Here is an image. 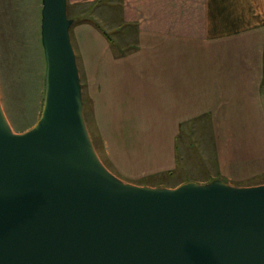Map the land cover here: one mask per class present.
Returning <instances> with one entry per match:
<instances>
[{"label": "water", "instance_id": "95a60500", "mask_svg": "<svg viewBox=\"0 0 264 264\" xmlns=\"http://www.w3.org/2000/svg\"><path fill=\"white\" fill-rule=\"evenodd\" d=\"M67 0H43L44 112L13 131L0 101V264H264V184L124 182L93 147Z\"/></svg>", "mask_w": 264, "mask_h": 264}, {"label": "rangeland", "instance_id": "374dc122", "mask_svg": "<svg viewBox=\"0 0 264 264\" xmlns=\"http://www.w3.org/2000/svg\"><path fill=\"white\" fill-rule=\"evenodd\" d=\"M202 1L159 0L152 12H186L197 19L201 17ZM205 1L208 11L209 0ZM219 1L210 0L211 26L221 11ZM137 3L69 0L67 8L83 115L101 162L124 182L140 186L176 188L216 181L235 187L264 184V69L260 70L258 95L239 94L240 100L213 101L207 109L203 107L193 118L184 120L177 133L158 131L162 128L159 118L148 116L147 105L143 107L145 117L134 118L147 128L146 132L110 131L109 117L103 116L109 114L108 61L137 60L142 46L154 41L141 39ZM126 6L136 19H128ZM224 7L228 13L234 8L241 13L242 9L236 3ZM42 21L43 0H0V101L16 133L36 128L44 112L48 60ZM228 22L236 27L232 20ZM141 23L149 27L154 21ZM242 51H237V57L247 56ZM124 87L119 84V88ZM99 108L103 114H99ZM144 119L146 123H142Z\"/></svg>", "mask_w": 264, "mask_h": 264}, {"label": "crops", "instance_id": "0c3cea01", "mask_svg": "<svg viewBox=\"0 0 264 264\" xmlns=\"http://www.w3.org/2000/svg\"><path fill=\"white\" fill-rule=\"evenodd\" d=\"M228 3L239 4L241 13L236 8L228 13L224 7ZM137 4L141 39L154 41L142 46L137 60L108 61L109 114L103 116L109 117L111 132H146L147 128L134 118L145 117L143 107L147 105L148 116L159 118L162 128L158 131L177 133L184 120L193 118L203 107L207 109L213 101L240 100L239 94L260 93L264 0H220L221 11L213 26L210 0L208 11L206 1H202L201 17L197 19L186 12H152L159 0H138ZM126 16L136 19L127 6ZM147 20L154 24L142 25L141 21ZM238 50L247 52V56L237 57ZM252 69L256 70L254 74H250ZM119 84L125 87L121 89ZM99 114H103L100 108Z\"/></svg>", "mask_w": 264, "mask_h": 264}, {"label": "trees", "instance_id": "16d2710c", "mask_svg": "<svg viewBox=\"0 0 264 264\" xmlns=\"http://www.w3.org/2000/svg\"><path fill=\"white\" fill-rule=\"evenodd\" d=\"M95 22H96V21H95ZM95 22H94V23H95ZM95 25H96L97 27H99V26L97 25V23H95Z\"/></svg>", "mask_w": 264, "mask_h": 264}]
</instances>
